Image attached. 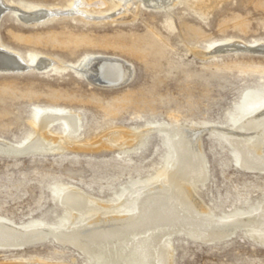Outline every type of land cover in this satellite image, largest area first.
<instances>
[{
    "label": "rangeland",
    "instance_id": "rangeland-1",
    "mask_svg": "<svg viewBox=\"0 0 264 264\" xmlns=\"http://www.w3.org/2000/svg\"><path fill=\"white\" fill-rule=\"evenodd\" d=\"M4 1L0 45L28 63L49 57L59 68H0V139L25 144L37 134L38 114L46 109L80 114L76 144L108 133L119 140L121 130L168 127L178 119L181 129L192 125L202 132L208 178L197 196L217 218L235 206L248 213L263 201L264 175L239 168L238 152L226 134L210 128L229 130L264 104V53L255 50L264 44V0H168L163 8L137 0ZM18 8L34 18L25 19ZM98 54L129 62L128 81L110 88L85 80L83 60ZM50 131L59 136L64 127L57 123ZM170 143L166 133L154 131L121 147L62 145L52 152L0 156V218L24 228L43 223L65 228L73 212L61 205V189L78 187L103 203L114 202L166 171L173 156ZM242 196L247 203L241 206ZM172 245L173 264H264V247L240 232L211 244L179 235ZM72 246L48 236L32 245L1 248L0 262L89 264Z\"/></svg>",
    "mask_w": 264,
    "mask_h": 264
},
{
    "label": "bare ground",
    "instance_id": "bare-ground-1",
    "mask_svg": "<svg viewBox=\"0 0 264 264\" xmlns=\"http://www.w3.org/2000/svg\"><path fill=\"white\" fill-rule=\"evenodd\" d=\"M167 1L136 2L147 7L163 8ZM74 2L76 3L75 0ZM6 8L8 6L5 1L0 0V15ZM17 12L23 14L19 8ZM23 15L28 20L34 18L29 13ZM235 42L237 47L240 44L242 47L246 46ZM255 50L264 53V44L258 45ZM36 66L44 68L42 70L59 68L49 57H35L28 63L0 45V68L21 71L23 68L34 69ZM131 71L132 65L129 62L98 54L83 60L81 75L93 83L95 80L116 88L128 81ZM177 120L168 127L154 125L140 131L121 130L119 140H111L108 133L94 142L76 144L73 136L80 128V114L72 109H46L38 114L37 134L25 144L16 145L0 139V156L11 158L39 154L45 150L56 151L62 145L90 150L121 147L154 131L166 133L173 148L171 163L159 178L136 184L125 190L114 202L103 203L78 187L61 189L58 193L61 205L73 212L72 220L65 228H54L47 223L24 228L0 218V249L32 245L52 236L59 243L74 245L81 254L87 256L89 264H173L172 239L179 235L187 236L194 242L211 244L229 240L240 232L241 237L264 247V199L256 209L248 213L243 214L238 206L234 209L231 206L235 212L232 210L228 215L217 218L213 209L197 196V190L204 188L208 178L207 162L200 144L201 131L198 132L192 125V129L183 130L181 128L184 126L181 127ZM57 123L62 124L64 131L63 134L54 136L50 128ZM210 129L226 134L229 144L238 152L239 168L248 173L264 175V104L229 130L222 127ZM196 183H200V189H197ZM156 184H160L161 189H155ZM242 197L243 202L241 198L237 200L241 206L247 203V196ZM94 209L98 210L95 216L89 219L84 217L86 212ZM109 214L113 216L107 217ZM100 221L104 222L98 225ZM0 264L55 263L15 260Z\"/></svg>",
    "mask_w": 264,
    "mask_h": 264
}]
</instances>
